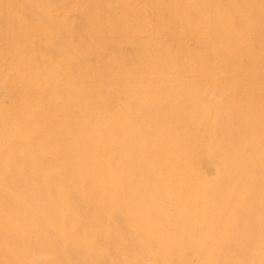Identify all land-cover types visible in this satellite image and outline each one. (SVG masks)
Returning <instances> with one entry per match:
<instances>
[{
  "label": "rangeland",
  "instance_id": "1",
  "mask_svg": "<svg viewBox=\"0 0 264 264\" xmlns=\"http://www.w3.org/2000/svg\"><path fill=\"white\" fill-rule=\"evenodd\" d=\"M0 264H264V0H0Z\"/></svg>",
  "mask_w": 264,
  "mask_h": 264
}]
</instances>
